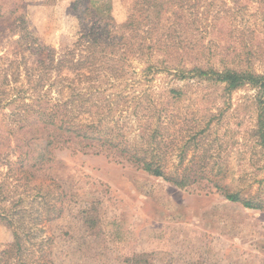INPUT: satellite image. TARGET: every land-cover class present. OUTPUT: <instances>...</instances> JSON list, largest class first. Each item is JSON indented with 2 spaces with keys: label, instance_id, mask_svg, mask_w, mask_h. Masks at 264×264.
<instances>
[{
  "label": "rangeland",
  "instance_id": "1",
  "mask_svg": "<svg viewBox=\"0 0 264 264\" xmlns=\"http://www.w3.org/2000/svg\"><path fill=\"white\" fill-rule=\"evenodd\" d=\"M17 2L0 5V264H264V103L252 86L229 93L177 70L264 75V0ZM37 98L69 102L74 122L101 121L131 145L156 129L172 145L166 176L197 167L202 179L179 188L111 155L52 156L20 128L37 130L22 107Z\"/></svg>",
  "mask_w": 264,
  "mask_h": 264
},
{
  "label": "trees",
  "instance_id": "2",
  "mask_svg": "<svg viewBox=\"0 0 264 264\" xmlns=\"http://www.w3.org/2000/svg\"><path fill=\"white\" fill-rule=\"evenodd\" d=\"M5 1H0V5H2ZM9 1L11 2L10 8L12 13L18 12V10L22 9V7L23 9L25 8L24 5H21L20 2H17V0ZM77 2H79V0H75L74 5H76ZM2 9L3 8L1 6L0 20L4 17V14H1ZM152 11L150 9H147L145 17L150 19ZM20 20V17L17 18V21ZM135 21L136 19L132 17L131 22L133 23ZM2 25L3 23H0V27ZM0 32L2 31L0 30ZM64 62L68 63V60H64ZM74 66H77V70L80 69V61H77ZM149 68H153V66L150 65L148 67V70ZM71 70L75 71V68L74 70ZM177 70L180 75H178L180 80L197 79L198 82L221 84L224 86V90L229 93L243 88L247 85L252 86L258 91L257 100L260 107L261 104L264 103V75L256 74L248 68L237 70L234 68L225 67L223 69L216 70L215 68L210 67L195 66L194 68L187 69L180 68V66H178ZM42 79L43 78H40V80ZM37 87L40 86L38 85ZM169 92L171 93V97L169 99L172 100L181 99L184 93L183 89H171ZM78 96L81 97L82 94L79 93ZM42 101L43 100L41 98L33 100V103L31 104L25 103V101H23L22 107H25L27 110L31 108L30 111H33L31 116H35L34 121H39V125L37 127V130H33L32 128H26L25 124L21 123L22 126H20V128H22V130L25 129L23 133V136L25 138H27L26 134H32V137L36 139L46 138L47 147L48 149H50L49 153L52 156H54L56 150L62 149H65L72 153L79 152L91 155H111L117 157L115 161L118 163L136 166L143 172L157 178H166V180L179 188H185L202 179V174L200 175L199 169H197V167H190L189 174L182 179H172L166 176L165 163H163V160L166 158L172 145L168 143V141L164 139V136L160 134L156 129L153 130V128H145V130L143 131L145 135L142 133V129H140L137 138H139V140L142 139L141 145H131L125 135L114 133L113 130L110 129L106 130L101 121H92L89 123H85L83 121L74 122L69 116V102H63L61 100L53 102L52 100H48L46 101L45 106H41ZM33 106L34 108H32ZM161 111L163 113L165 109ZM29 121L30 120L25 121L28 126H30L29 123H31ZM34 131L41 133V135H33ZM257 135L259 137V144L264 147V112L262 111L258 116ZM193 139L194 136L184 143V150L181 152V154H184V157L186 152L190 150L191 145L189 146V144ZM28 141L31 142L32 139H29ZM15 142L16 145H19L20 141L16 140ZM17 147L19 150H21L19 146ZM27 150L28 152H30V148H27ZM184 157H182V159ZM32 162L28 163L31 164ZM37 164V161H34L33 168ZM225 198L230 202H240L239 195L236 192L226 193ZM244 206L246 208L252 209L261 207L255 206L251 200L244 201Z\"/></svg>",
  "mask_w": 264,
  "mask_h": 264
}]
</instances>
